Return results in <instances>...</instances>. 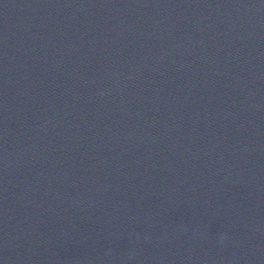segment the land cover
Listing matches in <instances>:
<instances>
[{
    "label": "water",
    "instance_id": "obj_1",
    "mask_svg": "<svg viewBox=\"0 0 264 264\" xmlns=\"http://www.w3.org/2000/svg\"><path fill=\"white\" fill-rule=\"evenodd\" d=\"M0 264H264V0H0Z\"/></svg>",
    "mask_w": 264,
    "mask_h": 264
}]
</instances>
